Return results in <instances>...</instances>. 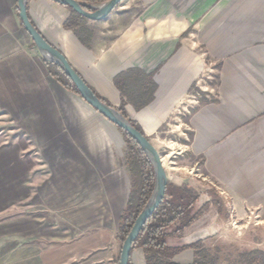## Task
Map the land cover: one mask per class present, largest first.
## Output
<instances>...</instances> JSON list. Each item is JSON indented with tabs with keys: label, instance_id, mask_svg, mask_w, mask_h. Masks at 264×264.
I'll use <instances>...</instances> for the list:
<instances>
[{
	"label": "crops",
	"instance_id": "0c3cea01",
	"mask_svg": "<svg viewBox=\"0 0 264 264\" xmlns=\"http://www.w3.org/2000/svg\"><path fill=\"white\" fill-rule=\"evenodd\" d=\"M17 7L0 0V264H118L132 186L124 137L49 72ZM27 9L110 106L121 111L118 74H153L154 100L127 103V117L157 149L193 160L172 174L163 158L168 181L198 191L195 210L206 206L169 244L264 251V0H124L95 21L91 48L65 29V5ZM194 259L187 248L173 260ZM132 263L146 264L141 248Z\"/></svg>",
	"mask_w": 264,
	"mask_h": 264
},
{
	"label": "trees",
	"instance_id": "16d2710c",
	"mask_svg": "<svg viewBox=\"0 0 264 264\" xmlns=\"http://www.w3.org/2000/svg\"><path fill=\"white\" fill-rule=\"evenodd\" d=\"M77 1L86 3V10L94 11L90 5L102 4L109 0ZM65 6L71 12L64 23L65 29L73 30L82 44L91 48L96 35L93 27L95 21L78 13L71 6ZM17 11L19 13L18 7ZM46 62L49 72L62 85L81 95L74 81L60 66L50 61ZM114 82L122 95L121 112L126 117L128 116L125 110L127 103H131L137 110H140L154 100L157 84L153 74H146L139 69H129L118 74ZM94 93L106 102L95 91ZM130 121L144 134L138 122L132 119ZM118 128L126 143L125 162L132 180L128 202L120 218L116 237L122 248L138 216L154 192L156 173L152 161L133 135L119 126ZM198 198V191L190 185L185 184L179 186L168 181L163 201L148 218L140 234L133 242L129 264H133L132 253L137 248H141L144 251L146 264H176L173 260L174 257L187 248L194 249V264H222L220 260L222 258L221 255L224 253L223 250H214V253L202 241L188 246H172L169 244L170 238L180 237L185 229L203 214L206 206L195 210V204ZM237 258L238 261L234 264H264V251L260 249L242 251L238 253ZM118 264H120V257Z\"/></svg>",
	"mask_w": 264,
	"mask_h": 264
},
{
	"label": "water",
	"instance_id": "95a60500",
	"mask_svg": "<svg viewBox=\"0 0 264 264\" xmlns=\"http://www.w3.org/2000/svg\"><path fill=\"white\" fill-rule=\"evenodd\" d=\"M54 1H57L58 3L63 5L71 6L78 13L93 21H100L106 19L115 9V7L120 2H122V0H109L102 4L90 5V7L94 9V11H89L85 8L87 5L86 3L77 0ZM27 3L28 0H18L19 16L24 27L32 37L39 51L48 61L60 66L70 76V78L74 81L81 96L91 106H93L96 110H98L101 114H103L114 124L131 133L141 145V147L143 148V150L154 165L156 173L154 192L149 201L147 202L146 206L138 216L135 225L133 226L131 232L129 233L121 248L120 264H129L134 240L140 234L142 227L144 226L148 218L161 204L166 194V188L169 179L163 160L164 157H162V155L159 153L158 149L152 144L150 139L145 134L140 132L131 123L128 117L124 116L119 109L110 106L101 98H99L94 93L92 88L87 84V82L82 78V76L70 64L64 54L44 38V36L40 33V31L36 28V26L32 23L29 18Z\"/></svg>",
	"mask_w": 264,
	"mask_h": 264
},
{
	"label": "rangeland",
	"instance_id": "374dc122",
	"mask_svg": "<svg viewBox=\"0 0 264 264\" xmlns=\"http://www.w3.org/2000/svg\"><path fill=\"white\" fill-rule=\"evenodd\" d=\"M212 99V98H211ZM171 137L173 139H176L178 137L177 133L175 134H171ZM159 153L162 155V157H169L168 161L166 159V167H168L172 174H175L177 171H175L176 168L178 167H182L183 164L190 166L193 163V160L188 156L186 160H182L181 156L178 155V150L176 149V147L173 148H169V147H159L158 148ZM170 159V161H169ZM206 245L209 244L211 250H213V252L215 253L214 250H217V248H219L220 250H223V255L221 258V263L222 264H234L236 263V261H238V253L240 252V249L233 245V243H230L227 241V243L225 245H222L221 241H216V240H211L208 243H205ZM219 246V247H217ZM121 250V247H120Z\"/></svg>",
	"mask_w": 264,
	"mask_h": 264
},
{
	"label": "bare ground",
	"instance_id": "6f19581e",
	"mask_svg": "<svg viewBox=\"0 0 264 264\" xmlns=\"http://www.w3.org/2000/svg\"><path fill=\"white\" fill-rule=\"evenodd\" d=\"M164 160V159H163Z\"/></svg>",
	"mask_w": 264,
	"mask_h": 264
}]
</instances>
